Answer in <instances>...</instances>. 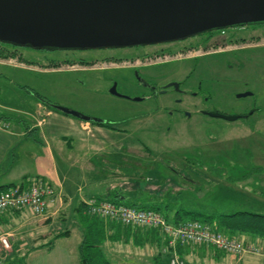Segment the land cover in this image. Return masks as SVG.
Segmentation results:
<instances>
[{
  "label": "rangeland",
  "instance_id": "rangeland-1",
  "mask_svg": "<svg viewBox=\"0 0 264 264\" xmlns=\"http://www.w3.org/2000/svg\"><path fill=\"white\" fill-rule=\"evenodd\" d=\"M232 34L235 38L261 39L245 44L248 46L246 52L253 51L252 55L249 53L239 55L242 62L247 60L252 62L245 68L235 63L233 68L226 67L231 60L215 62L216 69L211 71L210 78L202 87L207 85L212 89L209 93L204 92L210 98L207 108L230 116H242L255 110L253 115L236 121L202 116L189 120L177 114L174 117L170 116L167 110L158 111L152 106V113L150 119L146 121L145 129L126 127L133 122L129 118L139 114L142 106L111 96L108 94L107 86L100 82L83 85L84 82L87 83V76L81 71L82 60L84 63L98 64L107 58L129 53L123 51L51 53L2 44L0 45V89H3V98H14L17 105L23 104L24 101L17 98H23L20 92L26 91L49 104H57L68 109L74 108L84 114L91 112L92 117L106 115L120 124L124 123L122 124L124 127L120 125L119 130L114 132L117 135L113 136L114 139L104 137V140H112L120 145L121 154L118 157H111L102 153L97 158L98 161H103L104 176H107L112 184L125 181L130 183L131 189L134 186L139 188L141 185L146 191L164 192L163 197H171L168 201L176 203V206L191 209L194 207L207 214L247 211L264 215V27L249 31L227 32L223 36L230 37ZM221 38L222 36L217 37L224 42ZM184 45L150 48L147 51L152 56L158 54L160 57L157 56L158 60L151 57L152 60L146 63L164 61L168 63L180 58L176 53ZM223 46L224 44L213 49L221 51ZM225 48L229 50L228 53L234 52L230 50L236 48L239 51V47L235 45ZM161 49H165L164 54L159 52ZM213 49L209 48L208 51H214ZM203 53L191 50L185 56ZM177 62L174 60L166 65L169 67L163 71V78L158 81L159 85L183 79L185 74H180L181 66H186L181 65L179 68L174 65ZM202 76L191 77L186 82V86L194 89L198 81L202 80ZM247 92H251L253 96L237 98L238 95ZM164 99H161V102H164ZM71 100L80 102L81 108L74 103L72 106ZM49 104L42 106L45 105L49 109L51 108ZM168 108L172 110L171 107ZM41 115L42 113H38V116H33L35 123L40 126L44 123V117ZM123 146L129 148L122 149ZM109 182L104 184V187L108 186ZM178 192H181L180 196ZM30 215L39 219L45 217ZM66 218L67 220L70 218L69 214ZM76 219L78 228H75L74 230L77 231L73 233L78 237L77 239L87 238V243L92 245L93 235L102 237L99 233L90 232V228L81 217ZM71 222L74 223L73 219ZM10 226L11 228L8 229ZM10 226H5V230L0 232L13 236L9 238L14 249V242L26 237L27 233L17 231L18 225L13 227L10 224ZM66 227L71 230L73 226L70 223L66 224ZM52 229L57 231L59 226ZM142 229L146 232L150 231L148 228ZM241 237L234 238L252 245ZM164 239L166 241L165 237ZM166 247L167 242L164 253L168 255L170 264L172 254L170 256ZM181 248L183 247H178V253ZM11 251L3 252L11 253ZM20 251L25 253V246H20Z\"/></svg>",
  "mask_w": 264,
  "mask_h": 264
},
{
  "label": "crops",
  "instance_id": "crops-1",
  "mask_svg": "<svg viewBox=\"0 0 264 264\" xmlns=\"http://www.w3.org/2000/svg\"><path fill=\"white\" fill-rule=\"evenodd\" d=\"M2 90L0 116L11 129L0 130V191L7 186L23 182L28 185L38 180L48 183L54 190L44 219L33 218L26 211L9 212L0 218L3 230L11 224L18 225L17 231L27 233L26 237L16 240L12 248L14 254L25 256L24 264H82L81 247L86 239H77L73 231L78 228L75 222L81 217L79 209L91 201L108 198L116 191L129 202H146V194L154 201L166 198L164 192L146 191L141 185L131 189L130 183L125 181L112 184L104 176L103 161L97 158L102 153L111 157L121 154L120 145L104 140V137L114 139L116 131L94 127L48 109L49 103L26 91L20 92L23 98L17 99L24 102L17 105L14 98H3ZM38 113L44 117L42 126L37 125L33 117ZM68 214L71 219L67 220ZM95 221L91 224L93 229L103 234L102 241L95 238V244L100 245L107 264H169L168 255L164 253L166 241L158 231L133 229L102 218ZM70 223L71 230L66 227ZM55 226H59L57 231L52 229ZM242 237L257 246L260 254L246 252L235 257L202 246L183 247L179 254L188 264H264V240ZM20 246H25V253L20 251Z\"/></svg>",
  "mask_w": 264,
  "mask_h": 264
},
{
  "label": "water",
  "instance_id": "water-1",
  "mask_svg": "<svg viewBox=\"0 0 264 264\" xmlns=\"http://www.w3.org/2000/svg\"><path fill=\"white\" fill-rule=\"evenodd\" d=\"M255 25H264V0H0V44L37 51L152 46ZM110 92L118 96L115 87ZM49 105L65 115L102 123ZM209 115L227 121L245 118Z\"/></svg>",
  "mask_w": 264,
  "mask_h": 264
},
{
  "label": "flooded vegetation",
  "instance_id": "flooded-vegetation-1",
  "mask_svg": "<svg viewBox=\"0 0 264 264\" xmlns=\"http://www.w3.org/2000/svg\"><path fill=\"white\" fill-rule=\"evenodd\" d=\"M264 27V25H255V26H244V27H236L229 28L225 30H218L209 33H204L184 41L174 42V43H166L152 46H138L133 48H123V49H107V51L111 52H129L127 54L118 55L117 57H110L103 60L101 63H84L82 60L83 67L81 71L87 76V83L84 82L83 85L88 86L91 82H100L107 86L108 94L111 96L125 100L132 104H138L142 106V109L139 110V114L131 116L129 119L133 121L132 124L126 125V127H136L137 129H145L146 121L149 120L151 115V107L155 106L156 110H167L170 116L175 114L179 116H184L186 119H193L194 117L202 116L211 119H218L211 117L210 113L218 112L217 110H213L212 108H207L209 103V97H207L204 92L209 93L212 89L207 85L202 87L207 80L210 78L211 71L213 72L216 69L215 62L221 61L225 62L231 60V62L227 63L226 67L233 68V63L239 65L241 67H246L251 60L243 61L240 58V54L249 53V55L253 54V51L246 52L245 44L248 42H255L257 40H261L258 38H235L234 35L230 37H225L223 34H227V32H235L238 30L249 31L250 29ZM222 36L221 42L218 38ZM192 42L191 44L186 43ZM176 44H185L179 51L178 55L180 58L173 59L178 62L174 65L180 68L181 65H185L186 67L181 66L180 74L184 75L181 81H170L164 85H159L158 81L163 78V71H165L166 66L170 62H158V63H146L148 60H152L151 57H155L158 60L160 57L158 54L152 56L149 51L150 48L154 47H164L168 45H176ZM224 44V48L221 51L214 50L217 46ZM226 45V46H225ZM238 46L239 51L236 49L230 50L234 52L228 53L225 47L227 46ZM245 45V46H244ZM222 47V46H221ZM211 48L214 51L209 52L208 49ZM192 51L204 52L200 55L193 56H185V54ZM242 50V51H241ZM47 51V50H46ZM91 50L84 51H61L66 53H80L84 54L90 52ZM47 52H56V51H47ZM161 54L165 53V49L159 50ZM224 53V54H220ZM219 54V55H218ZM158 56V57H157ZM191 58V59H190ZM250 58H252L250 56ZM225 60V61H224ZM182 61V62H181ZM137 62H140L139 64ZM184 62V63H183ZM105 64V66H103ZM100 66V67H99ZM103 66V67H101ZM214 66V67H213ZM164 67V68H163ZM75 71V70H74ZM155 71V72H153ZM217 71V70H216ZM200 75L202 76V80L198 81L197 85L192 88H188L186 86V82L191 79V77L195 78ZM178 85L176 87L175 85ZM116 89L118 92L117 95H112L110 90L112 88ZM205 90V91H203ZM250 95L247 97L253 96L251 92H247ZM245 94V93H244ZM242 95V94H240ZM165 98V99H164ZM239 98V95L237 96ZM246 98V97H244ZM161 99H164V102H161ZM61 102V100L59 101ZM81 108V104L78 101H72L70 104L74 106V104ZM57 105V104H56ZM168 107H171L169 109ZM71 110L82 113L81 111L69 108ZM57 111V110H54ZM59 112V111H58ZM87 112V111H85ZM61 113V112H59ZM255 113V110L250 111V113H244L242 116L249 117ZM63 114V113H62ZM84 114V113H82ZM91 112L86 113L84 115L92 117ZM102 120V123H92L80 120L85 123H89L91 126L100 127L106 130L116 131L119 130V126L124 127L122 124L118 123L116 120L110 119L109 116L101 115L98 117H92ZM77 119V118H76ZM126 121V120H122ZM140 123V124H139Z\"/></svg>",
  "mask_w": 264,
  "mask_h": 264
},
{
  "label": "built area",
  "instance_id": "built-area-1",
  "mask_svg": "<svg viewBox=\"0 0 264 264\" xmlns=\"http://www.w3.org/2000/svg\"><path fill=\"white\" fill-rule=\"evenodd\" d=\"M11 125L0 116V130L10 131ZM54 195L52 187L43 181L31 184L19 183L0 191V215L10 211H26L34 216H45L49 199ZM87 211L94 217L111 220L125 227H141L161 233L167 242L166 251L172 256L170 264H188L178 253V247L202 246L216 248L227 255L239 257L246 252L260 254L255 245L236 240L216 230L214 225L200 221H187L179 225L170 224L162 214L153 210H140L107 201H91ZM0 225V231H2ZM8 233L0 232V253L11 251Z\"/></svg>",
  "mask_w": 264,
  "mask_h": 264
},
{
  "label": "trees",
  "instance_id": "trees-1",
  "mask_svg": "<svg viewBox=\"0 0 264 264\" xmlns=\"http://www.w3.org/2000/svg\"><path fill=\"white\" fill-rule=\"evenodd\" d=\"M2 45V44H0ZM4 45V44H3ZM58 112V111H56ZM16 185V184H15ZM14 186V185H11ZM10 186L1 188L2 190L7 189ZM114 193V194H113ZM112 196L106 198H100L96 200L97 202L107 201L114 204H122L129 207L137 208L140 210H153L164 216V218L173 225H179L187 221H200L203 223H208L210 225H214L217 231L224 233L229 237L235 236H249L254 239H263L264 240V215L251 213L247 211H238L233 213H204L196 208H185L183 206H176V203L170 202L168 200L171 197L166 196L162 201H158L155 199L152 200L149 194H146V202H127L123 200L122 197L124 195L120 193V191L113 192ZM178 193V196H180ZM141 195V194H140ZM155 196V195H154ZM153 196V197H154ZM79 214L82 219L85 221L88 228H90V232H94V234H101L102 237H98V241H102L103 234L101 231H96L93 229L91 225L98 217H94L89 212H87V206H82L79 209ZM13 212H21V211H13ZM12 213V211H10ZM9 214V212L0 215V217ZM200 217L204 219H199ZM95 221V226L97 227ZM2 226V224H0ZM3 229V228H2ZM93 230V231H92ZM68 233V232H66ZM64 234H59L56 238L64 236ZM97 236L93 235L92 245L87 243V238L84 241L81 247V257L82 264H107L103 254L100 250V245L95 244V238ZM242 238V237H241ZM52 244H49L51 247ZM13 248V246H12ZM25 256L14 254V250L11 253L3 252L0 256V264H24Z\"/></svg>",
  "mask_w": 264,
  "mask_h": 264
}]
</instances>
